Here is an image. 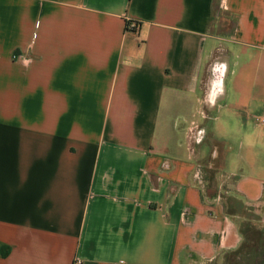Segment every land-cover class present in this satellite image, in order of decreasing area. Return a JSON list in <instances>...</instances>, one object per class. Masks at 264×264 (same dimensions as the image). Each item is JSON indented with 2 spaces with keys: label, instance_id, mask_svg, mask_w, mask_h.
Returning <instances> with one entry per match:
<instances>
[{
  "label": "crops",
  "instance_id": "1",
  "mask_svg": "<svg viewBox=\"0 0 264 264\" xmlns=\"http://www.w3.org/2000/svg\"><path fill=\"white\" fill-rule=\"evenodd\" d=\"M263 112L264 0H0V264H220Z\"/></svg>",
  "mask_w": 264,
  "mask_h": 264
},
{
  "label": "rangeland",
  "instance_id": "2",
  "mask_svg": "<svg viewBox=\"0 0 264 264\" xmlns=\"http://www.w3.org/2000/svg\"><path fill=\"white\" fill-rule=\"evenodd\" d=\"M223 16L224 15L220 12L217 13V18ZM203 120L204 123H202L203 126H201V128L204 129V131L200 133V140H197L198 134H196V138L190 139L189 137V139L193 145L198 147L200 156L207 165V176L211 179L216 169H218L217 171H221L219 167H222L220 160L224 157V146L221 138L207 130V117L203 118ZM229 205L234 207L233 215H235L240 228L242 227L245 231L244 240L246 239L249 243V246L245 250L248 257L243 260L240 258L236 259V257L234 264H264V215L260 216L250 209L242 211L241 207L234 200L231 201ZM229 255H231V252L225 253L223 256L225 264H227V258L230 257ZM223 259L220 261V264H224Z\"/></svg>",
  "mask_w": 264,
  "mask_h": 264
},
{
  "label": "trees",
  "instance_id": "3",
  "mask_svg": "<svg viewBox=\"0 0 264 264\" xmlns=\"http://www.w3.org/2000/svg\"><path fill=\"white\" fill-rule=\"evenodd\" d=\"M226 207H227V211L230 213V214H234V207L233 206H230L229 203L231 201H236L238 203V205L241 207V210L242 211H245V210H253L250 206H247L242 200L236 198V197H233V196H230V197H227L226 198ZM241 232L243 233V236L245 237V231L243 230V228L241 227ZM248 241L245 239L242 243V245L235 251H232L231 252V255H229L230 257L227 258V264H234V261H235V258L238 259L240 258L241 260L243 259H246L248 257L247 253H246V249L247 247L249 246L248 245ZM246 253V254H244Z\"/></svg>",
  "mask_w": 264,
  "mask_h": 264
},
{
  "label": "built area",
  "instance_id": "4",
  "mask_svg": "<svg viewBox=\"0 0 264 264\" xmlns=\"http://www.w3.org/2000/svg\"><path fill=\"white\" fill-rule=\"evenodd\" d=\"M128 26L133 28V29H137L139 27V22L135 21V20H131L128 22ZM256 119L258 120V122H260L261 124H264V112L259 115L256 116ZM204 131V129H202L195 121L192 122V126L189 129V134L188 136L190 137V139L196 138V134H198V138L200 140V133H202ZM116 264H126L124 262H118Z\"/></svg>",
  "mask_w": 264,
  "mask_h": 264
},
{
  "label": "clouds",
  "instance_id": "5",
  "mask_svg": "<svg viewBox=\"0 0 264 264\" xmlns=\"http://www.w3.org/2000/svg\"><path fill=\"white\" fill-rule=\"evenodd\" d=\"M215 70V69H214ZM214 102V101H213Z\"/></svg>",
  "mask_w": 264,
  "mask_h": 264
}]
</instances>
